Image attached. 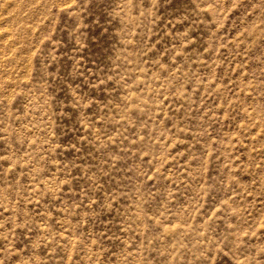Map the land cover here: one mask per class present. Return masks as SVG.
Wrapping results in <instances>:
<instances>
[{"label": "rangeland", "instance_id": "1", "mask_svg": "<svg viewBox=\"0 0 264 264\" xmlns=\"http://www.w3.org/2000/svg\"><path fill=\"white\" fill-rule=\"evenodd\" d=\"M0 264H264V0H0Z\"/></svg>", "mask_w": 264, "mask_h": 264}]
</instances>
